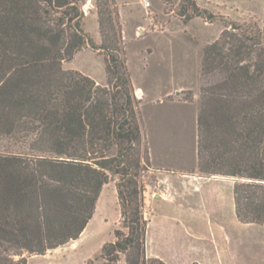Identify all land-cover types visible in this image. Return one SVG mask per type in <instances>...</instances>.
Here are the masks:
<instances>
[{
  "label": "trees",
  "instance_id": "1",
  "mask_svg": "<svg viewBox=\"0 0 264 264\" xmlns=\"http://www.w3.org/2000/svg\"><path fill=\"white\" fill-rule=\"evenodd\" d=\"M82 6L0 0V264H26L15 257L77 241L112 178L125 232L102 246L103 264L120 255L125 264H164L144 253L149 161L120 39L98 11L100 28L111 31L96 46L82 29ZM182 8L212 18L194 3ZM85 46L107 51L104 84L61 69ZM201 72L208 82L200 89L198 172L234 178L237 220L264 226V31L230 22L204 49Z\"/></svg>",
  "mask_w": 264,
  "mask_h": 264
},
{
  "label": "rangeland",
  "instance_id": "2",
  "mask_svg": "<svg viewBox=\"0 0 264 264\" xmlns=\"http://www.w3.org/2000/svg\"><path fill=\"white\" fill-rule=\"evenodd\" d=\"M82 29L96 46L103 31L98 11L120 39V55L138 101L143 146L149 161L142 178L144 253L164 264H264V226L244 224L234 213V178L197 169V119L204 49L230 22H255L264 31V0H78ZM194 3L206 17H190ZM110 21V22H109ZM107 28V29H106ZM108 31V32H107ZM113 33L109 39H113ZM107 51L85 46L61 69L97 84L106 81ZM116 179L103 186L92 219L77 241L43 255L23 252L26 264H103L101 248L123 230ZM125 232V230H123ZM116 264H125L124 256Z\"/></svg>",
  "mask_w": 264,
  "mask_h": 264
},
{
  "label": "crops",
  "instance_id": "3",
  "mask_svg": "<svg viewBox=\"0 0 264 264\" xmlns=\"http://www.w3.org/2000/svg\"><path fill=\"white\" fill-rule=\"evenodd\" d=\"M84 231H85V230H84ZM84 231H83V233H84ZM83 233H82V234H83Z\"/></svg>",
  "mask_w": 264,
  "mask_h": 264
}]
</instances>
